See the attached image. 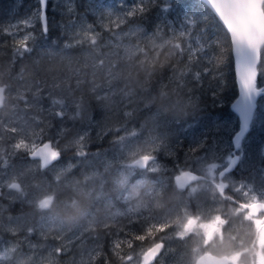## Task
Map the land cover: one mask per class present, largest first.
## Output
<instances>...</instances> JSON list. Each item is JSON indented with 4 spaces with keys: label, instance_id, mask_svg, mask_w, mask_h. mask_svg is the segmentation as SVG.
<instances>
[{
    "label": "rangeland",
    "instance_id": "obj_1",
    "mask_svg": "<svg viewBox=\"0 0 264 264\" xmlns=\"http://www.w3.org/2000/svg\"><path fill=\"white\" fill-rule=\"evenodd\" d=\"M33 5L32 0L28 12L10 24L9 38L0 42V47L5 43L9 49L8 53L4 50V55L0 50V85H7L4 105L0 108V137L6 140L5 146L0 145V162L8 165L12 160L9 157L15 154L25 157L18 160L11 173L0 176V238L10 237L3 232L14 236L7 239V245L1 244L0 264H90L99 254L92 238L96 219L83 211L77 215L59 212L56 204L45 209L43 201L52 198V184L47 176L55 178L66 170L63 152L83 146L90 133L94 139L100 140L120 119L115 95L124 86L120 78L126 62L139 52L137 43L160 50L165 42L130 22L132 10L136 7L133 0H48L49 11L70 16L68 21L54 26L60 31L58 46L62 44V50L66 52L53 56L52 61L45 56L33 59L29 64L31 68L24 72L20 59L29 52L27 45H32L38 38L39 7ZM262 10L264 13V5ZM42 37L45 39L46 36L42 33ZM43 60L50 62L43 65ZM257 71V85L264 87V47ZM13 78L15 83L10 84ZM84 94L93 98L85 107L81 104ZM160 114L163 116L145 134L127 131L114 147H102L97 157L94 155L102 170L117 169L114 171L116 177L110 180L113 188L117 184L127 187L128 192L123 197L124 210L115 209L113 219L145 210L155 190L161 192L170 181L175 187V178L190 172L192 163L193 169L216 180L218 171L230 161L231 138L238 128L234 114L224 118L203 116L193 108L185 112L183 107L166 108ZM193 120L199 122L198 133L208 141L201 147L193 144L195 136L191 139L187 136L186 130L189 124L193 125ZM185 140L189 149L177 152L174 148H182ZM43 143H50L57 156V161L48 168L39 159L27 156ZM236 154L239 156L238 166L225 179L231 192L245 203L264 202L263 97L257 102L250 131ZM142 156L155 159L143 168L141 176L136 177L131 185L128 177L132 172L137 174L130 167L131 162ZM13 183L19 185L18 190L11 188ZM141 188L145 189L144 196L138 192ZM184 191L187 192L182 195L181 202L155 218V227L170 230L162 237L164 248L156 264L191 262L190 232L185 226L191 217L189 193L192 189ZM198 194L214 198L216 187L202 186ZM102 200L107 207V201ZM196 203L202 204L198 198ZM99 204L95 199L92 206L99 207ZM25 208L29 210H21ZM9 209L19 213L12 215L14 213ZM207 214L202 210L199 216L202 218ZM239 218L242 221L243 217ZM215 220H211L212 224ZM212 224L204 229L203 238ZM79 247L83 249L79 250ZM113 251L114 248H110L107 253ZM145 251L142 250L140 256L129 252L128 263L139 264Z\"/></svg>",
    "mask_w": 264,
    "mask_h": 264
},
{
    "label": "trees",
    "instance_id": "obj_2",
    "mask_svg": "<svg viewBox=\"0 0 264 264\" xmlns=\"http://www.w3.org/2000/svg\"><path fill=\"white\" fill-rule=\"evenodd\" d=\"M31 1L0 0V42H5L9 38L10 24L28 12ZM33 1L34 8H37V0ZM133 2L136 7L132 10L130 22L142 27L146 33L163 39L165 46L160 50H152L141 42L137 43L139 52L126 62L120 78L124 86L115 95L120 109V119L110 132L100 137V140L94 139L93 133H90V138L83 146H76L70 151L63 152L62 158L67 168L55 178L49 177L52 184L50 193L55 198L57 211L68 215H77L81 211L94 215L95 212L119 209L117 206L122 205L118 195L120 189L107 186L108 196L98 195V179L109 183L112 177H116L114 171L117 169L102 170L95 156L97 157L98 152L103 150L102 147H114L116 141L118 142L127 131H142L145 134L163 116L160 112L166 108L183 107L185 112L193 108L197 114L203 116L214 115L220 118L232 116L229 105L236 97V86L230 44L226 32L213 14L197 0H133ZM78 10L80 12L81 8ZM46 18L47 31L43 34L46 36L45 39L38 24L36 31L38 38L32 45H27L26 49L29 52L20 59L24 72L31 68L29 64H32L33 59L45 56L51 60L53 56L66 52L62 50V44L58 46L60 31L55 30L54 26L68 21L70 16L46 9ZM1 49L3 55L4 50L6 53L9 52L5 43ZM50 60L47 62L43 60L42 64L48 65ZM14 66L15 64L12 65ZM13 83L14 78L10 80V84ZM92 101L91 96L84 94L81 104L85 107ZM189 125L186 132L189 139L195 136L192 139L194 145L201 147L208 143L205 136L198 133L201 127L198 121L193 120V125ZM174 149L177 152L189 149L187 140L183 142L182 148ZM172 186H168L169 189H164L160 194L158 192L153 194L154 199L149 201L150 205L145 209V214L143 212L131 217L124 216L121 219L124 227L120 224L121 221L116 226L117 236H122L118 239L116 249L107 253L108 249L104 248L102 252H105V255H96L90 264H109L104 263L106 255L108 260H111V255L115 256L116 263L118 259L122 260L127 249L121 243L127 237L134 242L130 252L140 256L141 251L152 244L154 236L162 232L154 225L155 218L161 214L159 208H168L186 193ZM84 188L86 191L83 193ZM122 192L125 191H121L120 194ZM95 199L100 202L99 207L92 206ZM102 199L107 201L109 206L104 207ZM6 240L0 238V247L2 243H8Z\"/></svg>",
    "mask_w": 264,
    "mask_h": 264
},
{
    "label": "flooded vegetation",
    "instance_id": "obj_3",
    "mask_svg": "<svg viewBox=\"0 0 264 264\" xmlns=\"http://www.w3.org/2000/svg\"><path fill=\"white\" fill-rule=\"evenodd\" d=\"M0 86L5 87L4 92H3L4 100H3L2 106L0 107V108H2L4 105V101H5V92L7 90V85L3 84ZM62 141H63V138H62ZM5 144H6V140H4L3 138L0 137V145L5 146ZM43 144H49L51 147V154L53 156H55V160L50 165L44 166V167L48 168L49 166H51L52 164H54L57 161V156L53 153V148H52V145L50 143H43ZM43 144H41V145H43ZM34 151L32 154L27 155L28 158L38 159L37 157L34 156ZM0 153H1V149H0ZM0 157H1V154H0ZM9 158H11L12 160L8 163V165H3L0 162V170L3 169V171H1V173H0V176H4V174L6 172L11 173L15 169L18 160L25 159V157H17V154L10 156ZM152 158L155 159L154 157H152ZM227 165L223 166L218 171V173L216 175V180H214V179L207 178L205 175H203V174L199 173L198 171H196L195 169H193V163H192L190 172L195 174V175H198L199 178L196 180H192L186 186L181 187V188H178L174 184L175 189H177L179 191H184L187 188L192 189V191H190V193H189V196L191 197V199H190L191 217H190V220L188 221L187 225L185 226L186 231L190 232L189 233V235H190V250H191V254H192L190 264H196L198 259L204 255H209V256H212L216 259H225L226 260L224 262L225 264H264V211H259L255 215H252L250 213L249 209L247 208V206L253 202L245 203L243 201H240L238 199V196L235 193L231 192V190L229 188L230 184L228 182H226L225 179L230 173H233L236 168L233 171L224 174L222 176L221 180L218 179V174L222 170H224ZM130 167L134 170V172L137 173V174H132L133 173L132 172L131 175L128 177V180H129V182H131V185H132L133 180L137 179L136 177H140L141 176L140 173L144 169L132 167V164ZM110 168H114V167H110ZM101 169H102V167H101ZM125 170L126 169H124V171ZM50 176L51 175L48 174L47 177L49 178ZM0 178H2V177H0ZM205 178H207V179H205ZM121 179H122V176H121ZM220 183L223 184L221 193L219 192V189H220L219 186H221ZM12 185L18 186V189H19V185L17 183H13ZM107 186L112 187L110 182L108 183L107 181H105L101 178L98 179V181H97V192H98L99 196H102V197L108 196ZM168 186H172L171 181L168 183ZM202 186H205V187L209 186L211 189L216 187L217 195L214 198H211L209 196L199 195L198 192ZM115 187H116V189H120L118 191V195H120L122 205L117 206V207H119V210L122 211V210H124V207H125V203L123 202V197H124L125 193L128 192V191H126L127 187L126 188H124L125 186L120 187L119 184H117V186H115ZM11 188H12V186H11ZM167 188L169 189V187H164L163 190L167 189ZM13 190H15V189H13ZM85 191L86 190L84 188L83 193ZM121 191H125V192H122V194H120ZM138 192H139V194H141L143 196L145 195V189L144 188H141L140 191L138 190ZM155 192H158V190H155ZM161 192H159V194ZM185 192H187V191H185ZM159 194H158V197H160ZM197 198L202 202V204L196 203ZM46 199L51 200V202H52L51 206L55 203L54 202L55 198L53 196H52V198H46ZM181 201H182V199L178 202L176 200L174 203L170 204L168 206V208L172 209L174 207V205L178 204ZM77 202L78 201H76V203ZM254 202L264 203L263 201H254ZM17 205L18 204H14V206H17ZM108 206H109V204H108ZM168 208H159L161 214L158 215L157 217L159 218L162 215V213L165 210H167ZM10 210H12V209H9L10 213H14L12 215H17L19 213V211H16L15 209H13L14 211L13 210L10 211ZM21 210L27 211L29 209L25 208V209H21ZM202 210L207 211L208 214L205 217L201 218L199 216V214L202 212ZM144 211L145 210L138 212L136 214L143 213ZM82 213L87 215L88 217L93 216L96 219L95 235L92 238L95 239L94 241H95L96 245L98 246V249H99L98 255H102V256L105 255V252H102L104 250V248H105V250L110 249V248H114V250H115L116 246H117L118 239H121V237H122V236L121 237L117 236L116 226H117L118 222L121 221V219L126 215H128L130 217L132 216L131 213L130 214L126 213L120 217H116L113 219V216H112V214L114 213L113 209L107 210L103 213L95 212L94 215H91V213H89V212L88 213L82 212ZM144 214H145V212H144ZM240 216L243 217L242 221L239 218ZM214 218L216 220L212 224L211 220ZM171 222H173V221H171ZM123 223H124L123 221L120 222V224H123ZM211 224H212V226L207 229V232L205 234L206 236L203 238L204 229L206 227L210 226ZM175 225H176V223L174 222V226ZM122 227H124V224L122 225ZM169 231H170L169 229H165V230H162V232H160V235H158V233H157V235L154 236V241L152 242V244L150 246L149 245L146 246L147 247L146 250L148 248H150L151 246L156 245L157 243H161L162 244L161 252H162L163 248H164V241H163L162 237ZM2 234L5 236L7 235V236L14 238V236L11 234H8L5 232H3ZM24 234H26V233H24ZM24 234H21V235L18 234L17 236L22 237V236H24ZM2 238L10 239V238H6L4 236H1V239ZM23 240L26 241L27 238L24 237ZM2 244L7 245L8 243L4 242ZM121 244H123L125 246V248L127 249L128 252H130L131 247L134 246V242L130 241L128 237ZM78 249L82 250L83 248L79 247ZM127 251L123 254L122 260L118 259V262H120L121 264H129L128 262H130V258L127 257V255H128ZM158 257L155 259L153 264L157 263ZM106 258L107 257L105 256L104 257V263L107 262L109 264H111V263L112 264H118V262L116 263V259H115L116 257L115 256L111 255V260H108ZM101 260H102V258H101ZM142 261H143V258L140 259L139 264H142ZM218 264H221V263H218Z\"/></svg>",
    "mask_w": 264,
    "mask_h": 264
},
{
    "label": "water",
    "instance_id": "obj_4",
    "mask_svg": "<svg viewBox=\"0 0 264 264\" xmlns=\"http://www.w3.org/2000/svg\"><path fill=\"white\" fill-rule=\"evenodd\" d=\"M202 3L216 18L218 23L226 32L233 63L234 82L236 86V97L230 103L229 109L238 119L237 131L231 138L233 150L231 158L224 170L218 174V179L228 172L233 171L239 162L236 150L243 138L249 133L257 102L264 98V87L257 85L258 66L261 60V50L264 47V13L262 10L264 0H197ZM39 7V24L43 34L46 33L47 18L46 9L48 0H37ZM4 86H0V107L4 100ZM34 156L40 159L43 166L50 165L55 156L51 154L49 144H43L34 151ZM154 161L151 156H142L134 160L132 167L145 168ZM199 176L191 172H184L175 178L178 188L186 186ZM219 192L223 184L220 183ZM17 190L18 186L12 185ZM52 202L49 199L43 201V207L48 209ZM250 213L255 215L264 211V203L253 202L247 206ZM162 244L148 248L142 258V264H153L160 255ZM225 259H216L209 255L201 256L196 264H225Z\"/></svg>",
    "mask_w": 264,
    "mask_h": 264
},
{
    "label": "bare ground",
    "instance_id": "obj_5",
    "mask_svg": "<svg viewBox=\"0 0 264 264\" xmlns=\"http://www.w3.org/2000/svg\"><path fill=\"white\" fill-rule=\"evenodd\" d=\"M111 145V144H110ZM50 208V207H49ZM13 242V241H12ZM134 253V252H133Z\"/></svg>",
    "mask_w": 264,
    "mask_h": 264
}]
</instances>
